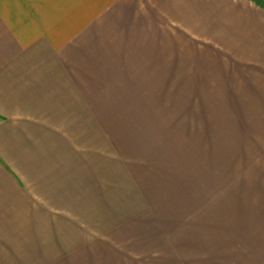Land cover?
Segmentation results:
<instances>
[{"label": "crops", "instance_id": "1", "mask_svg": "<svg viewBox=\"0 0 264 264\" xmlns=\"http://www.w3.org/2000/svg\"><path fill=\"white\" fill-rule=\"evenodd\" d=\"M210 37L264 70L253 0H0V262L169 264L150 152Z\"/></svg>", "mask_w": 264, "mask_h": 264}, {"label": "rangeland", "instance_id": "2", "mask_svg": "<svg viewBox=\"0 0 264 264\" xmlns=\"http://www.w3.org/2000/svg\"><path fill=\"white\" fill-rule=\"evenodd\" d=\"M206 39L200 72L191 78L196 84L186 85L184 100L174 102L169 133L158 132L150 152L155 164L162 162L154 167L153 183L164 195L162 205L154 207L155 225L164 221L174 241L159 252L168 253L169 264H179L172 260L175 253L184 264H264V70ZM188 124L196 128L194 137L174 147L184 142L182 126ZM143 151L137 152L139 160ZM143 202L139 196L132 208ZM140 213L137 217L145 216ZM45 231L53 241L63 239L61 228ZM135 247L140 254L152 250L150 244H131ZM35 248L10 252V261L0 264H62L18 258L54 251V246Z\"/></svg>", "mask_w": 264, "mask_h": 264}, {"label": "trees", "instance_id": "3", "mask_svg": "<svg viewBox=\"0 0 264 264\" xmlns=\"http://www.w3.org/2000/svg\"><path fill=\"white\" fill-rule=\"evenodd\" d=\"M253 1H255L258 5L264 7V0H253ZM252 263H253V261H252Z\"/></svg>", "mask_w": 264, "mask_h": 264}]
</instances>
